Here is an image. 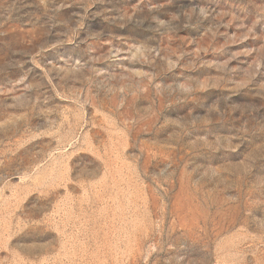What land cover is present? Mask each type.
Here are the masks:
<instances>
[{
    "label": "rangeland",
    "instance_id": "1",
    "mask_svg": "<svg viewBox=\"0 0 264 264\" xmlns=\"http://www.w3.org/2000/svg\"><path fill=\"white\" fill-rule=\"evenodd\" d=\"M0 264H264V0H0Z\"/></svg>",
    "mask_w": 264,
    "mask_h": 264
}]
</instances>
